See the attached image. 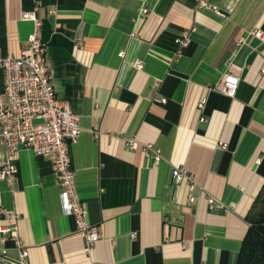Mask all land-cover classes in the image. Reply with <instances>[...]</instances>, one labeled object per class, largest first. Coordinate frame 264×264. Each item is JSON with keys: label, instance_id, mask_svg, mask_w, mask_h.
Returning a JSON list of instances; mask_svg holds the SVG:
<instances>
[{"label": "crops", "instance_id": "0c3cea01", "mask_svg": "<svg viewBox=\"0 0 264 264\" xmlns=\"http://www.w3.org/2000/svg\"><path fill=\"white\" fill-rule=\"evenodd\" d=\"M33 2L4 0L6 56L22 54L33 12L54 93L79 118L74 187L100 238L85 249L53 160L21 149L17 174L0 180V226L18 214L27 264H236L264 184V0ZM228 73L233 98L219 92ZM1 250L0 264L20 263L13 238L0 234Z\"/></svg>", "mask_w": 264, "mask_h": 264}, {"label": "built area", "instance_id": "2783aa9c", "mask_svg": "<svg viewBox=\"0 0 264 264\" xmlns=\"http://www.w3.org/2000/svg\"><path fill=\"white\" fill-rule=\"evenodd\" d=\"M198 6H211L208 0H199ZM145 15L147 10L142 9ZM25 19L34 23L33 31L28 35L26 45L19 56L0 57V73L3 87L0 92V143L5 146V157L0 159V180L11 182L18 172L17 154L21 149H29L35 155L51 158L53 170L57 176L60 188L59 201L65 215L72 216L76 223L78 234L84 240L85 249L90 251L100 238L98 226L87 222V209L76 192L74 170L71 163L70 148L76 144L80 134L79 118L73 112L67 101L57 98L52 74L45 59V47L40 41V22L33 12L25 13ZM257 38L264 37L261 31L254 34ZM187 36L176 40L179 48L186 46ZM123 52L119 53L123 57ZM141 67L140 64H136ZM239 77L228 73L219 85V92L227 98L236 95ZM38 121V123H35ZM126 146L130 150H137L139 144L134 140H127ZM220 148H226L223 142H218ZM150 146L144 148L151 150ZM155 162L159 161L156 154ZM186 176L182 169L173 170L176 184ZM194 200L190 197V201ZM210 206L213 204L208 199ZM18 214L4 212L6 224L0 226V234L14 239L16 246L21 249L20 263L27 264L28 252L17 234ZM4 250L0 251L3 258ZM96 264V263H95Z\"/></svg>", "mask_w": 264, "mask_h": 264}, {"label": "trees", "instance_id": "16d2710c", "mask_svg": "<svg viewBox=\"0 0 264 264\" xmlns=\"http://www.w3.org/2000/svg\"><path fill=\"white\" fill-rule=\"evenodd\" d=\"M24 11H32L33 0H21ZM6 24L4 18V0H0V50L2 57L7 49ZM248 229L242 240L236 264H264V184L258 192L250 211L246 216Z\"/></svg>", "mask_w": 264, "mask_h": 264}, {"label": "rangeland", "instance_id": "374dc122", "mask_svg": "<svg viewBox=\"0 0 264 264\" xmlns=\"http://www.w3.org/2000/svg\"><path fill=\"white\" fill-rule=\"evenodd\" d=\"M35 123H38V121H35Z\"/></svg>", "mask_w": 264, "mask_h": 264}]
</instances>
